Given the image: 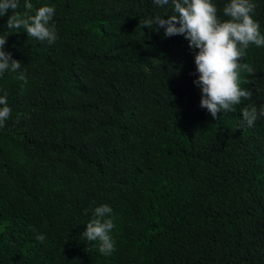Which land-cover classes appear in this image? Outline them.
<instances>
[{
	"label": "trees",
	"instance_id": "trees-1",
	"mask_svg": "<svg viewBox=\"0 0 264 264\" xmlns=\"http://www.w3.org/2000/svg\"><path fill=\"white\" fill-rule=\"evenodd\" d=\"M30 2L56 9L58 39L0 17L28 79L22 92L15 74L0 76L12 110L0 127V264H264V116L249 128L241 113L264 105V46L241 60L255 70L241 73L251 99L215 120L188 41L139 26L170 4ZM229 2L213 0L221 19ZM253 3L264 35V0ZM104 204L109 255L82 235Z\"/></svg>",
	"mask_w": 264,
	"mask_h": 264
},
{
	"label": "clouds",
	"instance_id": "clouds-1",
	"mask_svg": "<svg viewBox=\"0 0 264 264\" xmlns=\"http://www.w3.org/2000/svg\"><path fill=\"white\" fill-rule=\"evenodd\" d=\"M160 7L171 5L172 14L156 15L141 19L139 26L151 29L163 28L165 35L183 36L194 54L196 70L192 75L198 78L193 83L201 89L200 107L206 109L213 119L217 120L220 113L234 111L242 100H250L253 93L241 87V73L255 74L248 63H242L250 44L264 46V35L260 32V24L254 19L255 4L253 0H230L223 8V15L218 16V9L213 0H153ZM19 0H0V17L8 15L9 30L21 28L28 37L49 44L58 39L56 25L53 21L56 9L43 5L34 10L30 0H25L24 12L18 11ZM9 36V35H8ZM8 36H0V76L5 72L13 73L14 79L21 82L23 89L28 84L26 73L21 70L22 62L13 58L11 52H6L4 46ZM244 83H248L247 80ZM8 106L7 93L0 95V127L11 114ZM242 121L247 127H252L258 116H264V105L259 109L250 104L241 109ZM113 209L108 205L94 208L92 219L86 224L82 233L88 242L99 244V252L109 255L115 250V241L110 235L115 227L111 214ZM43 243L45 235L36 236Z\"/></svg>",
	"mask_w": 264,
	"mask_h": 264
}]
</instances>
